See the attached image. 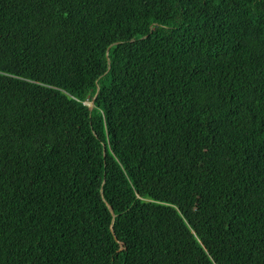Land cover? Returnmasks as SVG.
Returning <instances> with one entry per match:
<instances>
[{"label": "trees", "instance_id": "obj_1", "mask_svg": "<svg viewBox=\"0 0 264 264\" xmlns=\"http://www.w3.org/2000/svg\"><path fill=\"white\" fill-rule=\"evenodd\" d=\"M0 264H264V0H0Z\"/></svg>", "mask_w": 264, "mask_h": 264}, {"label": "water", "instance_id": "obj_2", "mask_svg": "<svg viewBox=\"0 0 264 264\" xmlns=\"http://www.w3.org/2000/svg\"><path fill=\"white\" fill-rule=\"evenodd\" d=\"M93 99H94V98H93ZM93 99L90 101V107L93 106V103H94Z\"/></svg>", "mask_w": 264, "mask_h": 264}, {"label": "bare ground", "instance_id": "obj_3", "mask_svg": "<svg viewBox=\"0 0 264 264\" xmlns=\"http://www.w3.org/2000/svg\"><path fill=\"white\" fill-rule=\"evenodd\" d=\"M93 101H94V99H93ZM94 104V103H93ZM89 105H90V103H89Z\"/></svg>", "mask_w": 264, "mask_h": 264}]
</instances>
